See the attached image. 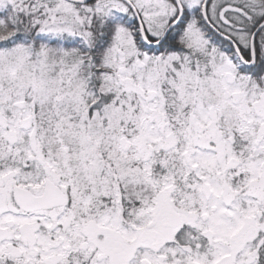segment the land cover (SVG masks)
<instances>
[{"label": "snow or ice", "instance_id": "snow-or-ice-1", "mask_svg": "<svg viewBox=\"0 0 264 264\" xmlns=\"http://www.w3.org/2000/svg\"><path fill=\"white\" fill-rule=\"evenodd\" d=\"M0 264H264V0H0Z\"/></svg>", "mask_w": 264, "mask_h": 264}]
</instances>
